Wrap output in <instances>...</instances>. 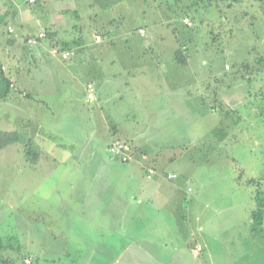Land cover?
Wrapping results in <instances>:
<instances>
[{"label":"rangeland","instance_id":"rangeland-1","mask_svg":"<svg viewBox=\"0 0 264 264\" xmlns=\"http://www.w3.org/2000/svg\"><path fill=\"white\" fill-rule=\"evenodd\" d=\"M62 1L114 2L125 15L114 23L118 34L148 26L149 59L121 40L106 52L132 72L144 65L137 83L145 85L130 91L104 69L93 101L84 83L95 63H73L58 87L55 60H41L32 70L52 80L50 92L37 104L40 91L17 85L16 107L0 101V132H14L22 117L37 119L31 125L40 134L32 137L42 148L33 164L19 144L0 148V264H264V231L253 220L258 192L264 195V2L200 0L185 26L184 10L195 0ZM178 50L186 65L177 66ZM2 63L0 74L15 78ZM158 77L161 87L148 82ZM99 105L109 117L97 113ZM111 111L117 122L108 124ZM109 131L155 167L178 173L177 197L148 192L154 180L110 153Z\"/></svg>","mask_w":264,"mask_h":264},{"label":"crops","instance_id":"crops-1","mask_svg":"<svg viewBox=\"0 0 264 264\" xmlns=\"http://www.w3.org/2000/svg\"><path fill=\"white\" fill-rule=\"evenodd\" d=\"M56 1L58 2L56 3ZM43 2L44 8L40 9L38 12L34 9L36 3L30 4L27 0H24V4L22 5H14L11 2H0V30L1 28L4 30L3 32L0 31V43L4 44L7 40H9L10 42V44L5 45L6 57H3L4 53L0 54V61L3 62L2 65H4L5 68H15V78L10 76L12 78L11 80L15 83L14 88L11 89V93L9 94L8 98L3 102L15 100L16 107V102L18 100H21L16 93L15 99L13 98V92H16L15 88L17 85L22 86L24 89L26 88L30 91L28 92L31 94L36 90L40 91L39 95L34 96L37 104V98L39 96L44 93L50 92V89H48V85L51 84L52 80H43L40 73L37 71L38 69L35 68L34 70H32V68H34L33 65H36L41 60H55L54 63L58 66L51 70H53L52 73L57 76L53 78V85L57 86L58 84V87L60 83H68V78L60 82L58 78L59 75H61L62 79H65V76L69 75V71L72 69L73 63L82 64L84 66H90V63L96 64L93 65V70L86 72L92 78V81H85L84 86L86 87V89H88L87 87L89 84H94L96 86V91L101 88V84H99V82L102 76H105V71H103L104 69L109 72V74H107V78L110 79V82L118 80L120 81L121 86H125L130 91L135 89L136 86L145 85L143 83H137L141 78L146 77L147 72L145 71L146 68L144 67V65H142L141 69H137V71L132 72V70H128V67L130 65L126 66L125 61L115 55L114 57H109L106 52L110 46H113L117 41L121 40L128 47L133 43L141 46L139 57L143 60L149 59L150 53L147 49V45L149 43V38H147L149 30L148 26L142 25V28H139L140 30L133 27L124 29V27V33L118 34L116 28L114 27V23L117 21V18L120 21L125 22V15L121 16L120 14V16H118L116 14V12H119L121 10L119 9V5L115 4L114 2H105L98 5L96 3L84 4L75 2V4H71V7H67L66 3L62 0H44ZM123 10L125 11L126 9ZM156 17H158L157 14ZM70 19H72L71 23H73V25L71 26H69ZM7 20H14L16 22V25H10L9 21ZM156 20H154L153 23V20H151V24L156 25L158 23V21L156 23ZM75 21L77 24H75ZM4 24L8 25L7 30L6 27L4 29ZM10 29L13 30L12 33H10L9 31ZM142 30L145 31L144 34L141 33ZM35 32H38V35H35L36 37L32 35L36 34ZM133 32H135L136 34H133ZM6 34L8 37L6 40H4L3 37ZM40 34H44L45 37L40 39ZM178 35L179 34L177 33V36ZM173 36L176 35L173 34ZM30 37L38 38V44L33 46L29 45L28 39ZM98 37H101V41L97 39ZM64 53H69V57L67 59L63 58ZM130 57L132 58V56ZM88 59L90 60L89 62H87ZM159 61L160 58L158 57V59H156V62L160 63ZM154 65L157 64L154 62ZM177 66L181 65L178 63ZM80 76L84 75L81 73V75H79L78 77ZM130 76L134 77V82L128 81ZM19 79L21 80L20 84ZM148 82H153L156 85H160L159 77L155 78L153 81ZM44 85L45 87H47L46 89ZM172 87L169 88L170 92L171 90H173V88H176ZM29 93L27 97L30 95ZM95 97L96 94L93 101L96 100ZM29 98H32V96H30ZM43 105H45V103ZM15 111L17 112L16 108ZM97 113L102 115L103 117H109L105 114V108L100 107V105L97 107ZM113 115L117 114L116 112L111 111L108 124L109 122H117L116 119H114ZM33 119L34 118L31 117H22L17 122V124L15 123V131L25 126L26 124L24 123H28L27 126H29V132H31V136L33 134L38 135L39 132L37 133V130L34 131L32 129L33 123L35 122V120H37ZM31 120L32 122H30ZM115 127H118V125H116ZM115 127L113 126L114 130H116ZM5 130V132H9L7 128ZM108 135L110 136L111 140L109 144L110 146L114 141H116L117 138H114L110 131ZM145 151L147 152V150ZM129 152L131 155V160L128 163L124 164L135 163V172L137 174H140V172L143 173L146 169V175L148 178V171L150 168H153L157 171V173L152 178H148L149 180H154V184L150 185L147 188L148 192L153 194L154 192L160 193L164 190H167L169 191V195L171 197H177L176 190H178L179 187L176 184H173L174 182L172 180L167 179V174L173 172H168V170L162 171L160 170V167L157 168L152 165L150 162L151 160L153 161V159H151L150 155H141L133 145L131 146ZM262 247L263 246L259 244L258 249L261 250ZM202 251L203 249L201 248V250L197 252V254L201 253Z\"/></svg>","mask_w":264,"mask_h":264},{"label":"trees","instance_id":"trees-1","mask_svg":"<svg viewBox=\"0 0 264 264\" xmlns=\"http://www.w3.org/2000/svg\"><path fill=\"white\" fill-rule=\"evenodd\" d=\"M256 1L264 2V0H256ZM199 2L200 0L198 2L197 0H195L190 6L186 7V9L184 10L185 17L184 16L182 17L183 18L182 20H184V23H187V21L190 20L188 17H191L192 20L195 19L194 13L197 12V9H198L197 6L199 7ZM188 25H190V23H187L185 26H188ZM175 59L177 63H179L180 65H186L187 63L182 52L179 50L176 51ZM258 64L260 66H264V56L259 59ZM13 86L14 84L11 80H9L8 78L0 74V101H5L8 98ZM13 143H16L22 146L23 150H21V152H24L27 162L33 164L39 160L42 154V148L37 143V141L33 139V137L31 136V132H29V127L27 125L21 127L19 130L14 131V132H0V148L4 146L6 147V145H10ZM173 173L177 175V178L174 180H177L179 178V175L175 172ZM253 220L264 231L263 229L264 195L261 191L258 192L257 208L253 211ZM5 246H6V240L4 237L0 235V250H2Z\"/></svg>","mask_w":264,"mask_h":264},{"label":"built area","instance_id":"built-area-1","mask_svg":"<svg viewBox=\"0 0 264 264\" xmlns=\"http://www.w3.org/2000/svg\"><path fill=\"white\" fill-rule=\"evenodd\" d=\"M30 4H35L37 2V0H27ZM187 23H189L187 21ZM10 33L13 32L12 29L9 30ZM142 34L145 33L144 30L141 31ZM45 35L44 34H40L39 35V38H44ZM99 41L101 40V37H98L97 38ZM38 41L39 39L38 38H35V37H30L28 39V44L33 46V45H37L38 44ZM69 57V53H64L63 54V58L64 59H67ZM227 69H228V66H227ZM88 98L93 100L94 99V96H95V91H96V86L94 84H89L88 85ZM130 148L127 144L123 143V142H120V141H114L111 145H110V148H109V151L110 153L119 158L123 163H128L130 160H131V155H130V152H129ZM156 174V170L153 169V168H150L149 171H148V178H152L154 175ZM177 178V175L174 174V173H169L167 175V179L168 180H174ZM201 250L200 247H198L196 249L197 252H199Z\"/></svg>","mask_w":264,"mask_h":264},{"label":"water","instance_id":"water-1","mask_svg":"<svg viewBox=\"0 0 264 264\" xmlns=\"http://www.w3.org/2000/svg\"><path fill=\"white\" fill-rule=\"evenodd\" d=\"M264 225V224H263Z\"/></svg>","mask_w":264,"mask_h":264}]
</instances>
